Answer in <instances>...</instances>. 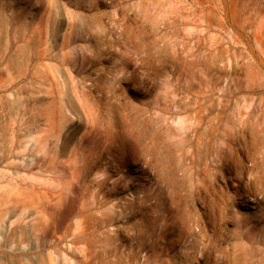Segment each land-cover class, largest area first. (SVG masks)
<instances>
[{
    "label": "rangeland",
    "instance_id": "rangeland-1",
    "mask_svg": "<svg viewBox=\"0 0 264 264\" xmlns=\"http://www.w3.org/2000/svg\"><path fill=\"white\" fill-rule=\"evenodd\" d=\"M116 5L0 0V264H264V0Z\"/></svg>",
    "mask_w": 264,
    "mask_h": 264
},
{
    "label": "crops",
    "instance_id": "crops-1",
    "mask_svg": "<svg viewBox=\"0 0 264 264\" xmlns=\"http://www.w3.org/2000/svg\"><path fill=\"white\" fill-rule=\"evenodd\" d=\"M117 5L115 6L118 10L122 11L121 15L126 17H133L132 13L130 12L134 7L135 4L138 3V0H116ZM133 25V23L131 24ZM130 40H134L131 38Z\"/></svg>",
    "mask_w": 264,
    "mask_h": 264
},
{
    "label": "built area",
    "instance_id": "built-area-1",
    "mask_svg": "<svg viewBox=\"0 0 264 264\" xmlns=\"http://www.w3.org/2000/svg\"><path fill=\"white\" fill-rule=\"evenodd\" d=\"M141 262V261H140Z\"/></svg>",
    "mask_w": 264,
    "mask_h": 264
}]
</instances>
